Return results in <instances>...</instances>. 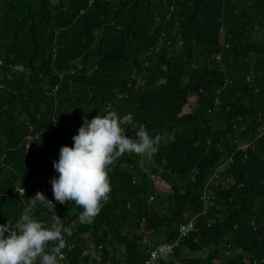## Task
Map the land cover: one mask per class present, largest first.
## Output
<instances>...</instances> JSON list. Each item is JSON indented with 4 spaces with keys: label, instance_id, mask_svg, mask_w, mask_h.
<instances>
[{
    "label": "trees",
    "instance_id": "obj_1",
    "mask_svg": "<svg viewBox=\"0 0 264 264\" xmlns=\"http://www.w3.org/2000/svg\"><path fill=\"white\" fill-rule=\"evenodd\" d=\"M108 112L170 138L108 166L90 222L28 207ZM25 210L68 229L62 264H142L190 220L157 264H264V0H0V223Z\"/></svg>",
    "mask_w": 264,
    "mask_h": 264
},
{
    "label": "clouds",
    "instance_id": "obj_2",
    "mask_svg": "<svg viewBox=\"0 0 264 264\" xmlns=\"http://www.w3.org/2000/svg\"><path fill=\"white\" fill-rule=\"evenodd\" d=\"M133 123L128 113L119 119L111 113L85 116L71 137V146L59 147L58 156L52 160L56 174L49 183L54 199L66 200L80 207L79 220L90 222L97 215L109 193L108 167L121 154L131 151L154 154L168 133H150L144 123H139L132 135H125V128ZM30 204L53 205L41 191L29 197ZM54 207V205H53ZM38 219L29 211H22L15 219L0 223V264H58L57 254L65 247L66 227L55 215L52 223ZM49 241L55 243L48 245Z\"/></svg>",
    "mask_w": 264,
    "mask_h": 264
},
{
    "label": "built area",
    "instance_id": "obj_3",
    "mask_svg": "<svg viewBox=\"0 0 264 264\" xmlns=\"http://www.w3.org/2000/svg\"><path fill=\"white\" fill-rule=\"evenodd\" d=\"M219 57V56H218ZM36 180V176L32 178V181ZM19 193H23V188L18 189ZM153 197L150 196L149 199L151 200ZM57 201H53V205H56ZM194 224L193 221L190 220L186 223H182L178 227V236L174 241L171 242H161L158 243L157 245L153 247H149L146 250V255L147 258H145L144 262L142 264H157L160 260H164V258L167 257V255L172 251L173 247L177 246L179 243L180 239L182 237L187 236L193 229ZM142 231V228L140 229ZM69 248L73 247V244L68 245ZM101 247V245L98 246V249ZM60 253L62 254H57V260L58 264H62L64 259H65V253L61 249ZM93 256L98 260V251L93 253ZM38 262V261H36Z\"/></svg>",
    "mask_w": 264,
    "mask_h": 264
}]
</instances>
